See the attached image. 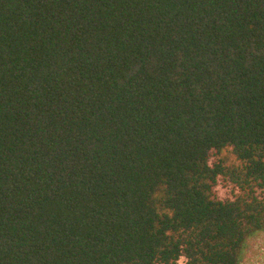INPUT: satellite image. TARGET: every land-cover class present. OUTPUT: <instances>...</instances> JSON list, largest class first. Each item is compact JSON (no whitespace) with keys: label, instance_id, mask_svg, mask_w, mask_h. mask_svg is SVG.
<instances>
[{"label":"trees","instance_id":"16d2710c","mask_svg":"<svg viewBox=\"0 0 264 264\" xmlns=\"http://www.w3.org/2000/svg\"><path fill=\"white\" fill-rule=\"evenodd\" d=\"M262 161L264 0H0V264H237Z\"/></svg>","mask_w":264,"mask_h":264},{"label":"clouds","instance_id":"9594fccd","mask_svg":"<svg viewBox=\"0 0 264 264\" xmlns=\"http://www.w3.org/2000/svg\"><path fill=\"white\" fill-rule=\"evenodd\" d=\"M224 157H227L226 166H232L237 169H243L247 163L246 161L242 162L238 160L236 156L232 154L231 145H225L222 147L219 152V157H213V159ZM253 160H255V157H253ZM208 163L210 166L211 161ZM258 184H260L259 180L253 182L251 178L249 179L247 186H242V189L241 187L228 182L223 185L217 183L215 188L211 189L210 192L205 193V195L209 200L219 203H233L237 198H239L243 200L245 204H252L253 200H255L257 205L264 207V188H257ZM151 198L154 201H159L164 198L163 185L159 186V190L153 191ZM160 214L161 212L157 207V215ZM164 214L168 215L169 217L172 215V213L167 209L164 210ZM247 215L252 214L247 213ZM239 223L243 229L247 230L243 224V221H240ZM255 224L259 225V227L252 231L250 235L246 236L242 245L241 253L237 258V264H264V214L255 217ZM166 235L172 234L166 233ZM179 235L180 233L173 235V239H176ZM170 264H190V261L188 258L181 255L175 261L170 262Z\"/></svg>","mask_w":264,"mask_h":264},{"label":"rangeland","instance_id":"374dc122","mask_svg":"<svg viewBox=\"0 0 264 264\" xmlns=\"http://www.w3.org/2000/svg\"><path fill=\"white\" fill-rule=\"evenodd\" d=\"M217 157H219V155L217 156ZM219 160H227V157H224V158H218ZM219 183L221 184V185H223V184H225L226 183V181L224 180V179H221L220 181H219Z\"/></svg>","mask_w":264,"mask_h":264}]
</instances>
